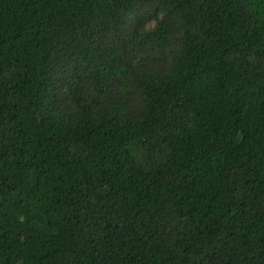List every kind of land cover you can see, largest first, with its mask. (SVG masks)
Listing matches in <instances>:
<instances>
[{"label": "trees", "instance_id": "obj_1", "mask_svg": "<svg viewBox=\"0 0 264 264\" xmlns=\"http://www.w3.org/2000/svg\"><path fill=\"white\" fill-rule=\"evenodd\" d=\"M0 264H264V0H0Z\"/></svg>", "mask_w": 264, "mask_h": 264}]
</instances>
